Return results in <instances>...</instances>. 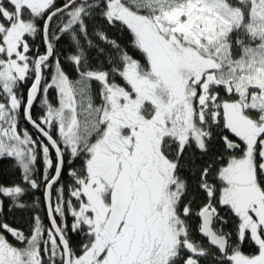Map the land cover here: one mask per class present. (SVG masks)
Returning a JSON list of instances; mask_svg holds the SVG:
<instances>
[{
    "label": "snow or ice",
    "instance_id": "obj_1",
    "mask_svg": "<svg viewBox=\"0 0 264 264\" xmlns=\"http://www.w3.org/2000/svg\"><path fill=\"white\" fill-rule=\"evenodd\" d=\"M97 16L126 28L143 59L99 26L90 33ZM37 36L45 52L30 55L29 38ZM65 36L74 48L66 60L75 78L58 55ZM93 48L109 67L91 63ZM28 79L25 99L19 87ZM49 90L58 94L56 104ZM38 98L44 114L33 119ZM21 108L48 143L22 128ZM214 128L222 130L223 151L196 168L206 200L194 211L192 200L184 201L189 184L180 172L193 146L209 152ZM66 156L67 197L60 183ZM4 158H14L27 187L0 185V196L24 208L20 198L43 188L50 226L37 214L25 234L0 220V264H201L209 257L216 264H264V0H64L60 6L0 0ZM75 159L83 161L79 171L71 168ZM214 165L217 183L209 179ZM218 206L238 219L235 241ZM193 215L207 248L192 237ZM69 227L85 237L78 249ZM245 241L255 253L243 251Z\"/></svg>",
    "mask_w": 264,
    "mask_h": 264
},
{
    "label": "trees",
    "instance_id": "obj_2",
    "mask_svg": "<svg viewBox=\"0 0 264 264\" xmlns=\"http://www.w3.org/2000/svg\"><path fill=\"white\" fill-rule=\"evenodd\" d=\"M64 3V0H57V6H60ZM94 26H99L101 30L107 33L108 37L110 39H113L119 43V45L125 49L129 55H132L136 59H143L142 53L139 52V50L135 49L132 45V36L131 33L126 29L121 27L119 24L115 26H110L105 20L97 16L93 20L89 21V31L91 33ZM29 43L33 44L35 47L33 49V52L30 53V55H34L35 52L38 50L39 53L43 54L45 52V44L40 38V36H37L36 38H29ZM94 43L99 45L100 48H103L105 50V53L111 56H116L117 53L115 50H113L109 45L104 44L99 39L94 38ZM58 49V55L61 59V64L64 67V70L73 78L76 77L75 70L70 62L66 60V57L69 56V54L73 53L74 48L72 43L70 42L68 36L63 37L59 43L57 44ZM89 56L91 59V63L93 65L103 62V65L105 68L109 67L110 65L107 62L106 55H98L97 50L95 48L91 49L89 51ZM50 71H53L52 69L45 71V76L47 77L48 73ZM119 80V77H117ZM32 80L28 79L20 84L19 87V94L23 95L26 99L29 88L31 86ZM49 99L53 104L57 103L58 100V94L54 90H49ZM43 108L42 105L39 103V98L36 103H34V106L32 108V116L33 119H37L39 116L43 115ZM21 126L24 129H27L30 134H32L33 139L37 140H43L44 143H47L37 132L36 130L30 126V124L23 119V108H21ZM221 129H213V140L210 142V150L207 154H202L199 150H197L194 146L191 150V156L189 160V164L181 169L180 174L188 180L189 189L188 194L184 198V201L187 202L188 200H192V206L193 210L196 211L198 207L205 202L206 197L205 193L197 188V183L199 180V172L196 171L197 167H204L209 163H212L214 159L223 151L222 144L220 141L219 133L221 132ZM224 134L227 133V130H223ZM53 136H56V130L55 128L52 131ZM238 139V138H235ZM66 163H65V171L62 174L60 183L66 186L65 196L67 197L70 191L72 178L68 175V172L70 170V166L68 164V160L70 157L66 156ZM186 159H189L188 156H186ZM194 161V164L192 163ZM83 161L82 159H75L71 162V168H75L77 171H79L82 167ZM42 165H43V158L42 155L38 158L36 168L37 173L40 174L42 172ZM215 167L214 165L212 170V175L210 176V182L217 183L215 178ZM195 173V178H193V174ZM22 176V170L15 166L14 158H4L0 159V185L3 186H11L13 184H22V186L27 187L25 184H23L21 180ZM219 187V185H217ZM3 200V210L0 212V220L3 222H6L10 224L12 227L17 228L19 230H22L25 232V234H28L30 231L32 224H33V217L37 214L41 216V219L46 227L50 226L49 219L47 217L46 212V203H45V196H44V189H30L25 193L24 196L20 198V203H23L27 205L24 208H18L14 207L12 205V201L10 199L4 198L3 196H0ZM73 203H75V200L73 199ZM220 215L227 221L226 224L223 225V228L227 232L233 233V241H235V227L238 223V219L225 207L220 206L219 207ZM68 224L71 225L72 223V217L69 213L68 215ZM59 223V220H58ZM189 223L191 225V233L192 237L203 243V245L207 248L209 247L207 240L202 237L198 231V225L200 223V219L193 215L189 217ZM7 235L8 239L16 243L14 238L11 235ZM68 237L70 239V242L73 246V248L78 249L79 245L84 242V235L82 233H73L71 231V228L69 227L68 230ZM211 252L215 253L216 249L211 248ZM243 251L246 253H255L256 248L255 246L250 245L247 241L243 244ZM201 264H216L215 260H212L211 257L208 259H202Z\"/></svg>",
    "mask_w": 264,
    "mask_h": 264
},
{
    "label": "water",
    "instance_id": "obj_3",
    "mask_svg": "<svg viewBox=\"0 0 264 264\" xmlns=\"http://www.w3.org/2000/svg\"><path fill=\"white\" fill-rule=\"evenodd\" d=\"M30 126H31V124H30ZM32 127V126H31ZM42 137V136H41ZM43 138V137H42ZM44 139V138H43ZM47 143H48V141L46 140V139H44ZM0 200H2L1 199V197H0ZM45 203H46V200H45Z\"/></svg>",
    "mask_w": 264,
    "mask_h": 264
},
{
    "label": "rangeland",
    "instance_id": "obj_4",
    "mask_svg": "<svg viewBox=\"0 0 264 264\" xmlns=\"http://www.w3.org/2000/svg\"><path fill=\"white\" fill-rule=\"evenodd\" d=\"M218 207H220V206H218ZM207 240V239H206ZM208 242V241H207Z\"/></svg>",
    "mask_w": 264,
    "mask_h": 264
}]
</instances>
